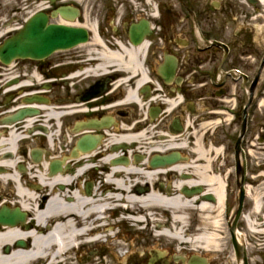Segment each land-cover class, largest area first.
Returning a JSON list of instances; mask_svg holds the SVG:
<instances>
[{"label": "flooded vegetation", "instance_id": "flooded-vegetation-1", "mask_svg": "<svg viewBox=\"0 0 264 264\" xmlns=\"http://www.w3.org/2000/svg\"><path fill=\"white\" fill-rule=\"evenodd\" d=\"M39 14L88 40L0 61V258L54 200L57 264H264V0H0V46Z\"/></svg>", "mask_w": 264, "mask_h": 264}, {"label": "bare ground", "instance_id": "bare-ground-1", "mask_svg": "<svg viewBox=\"0 0 264 264\" xmlns=\"http://www.w3.org/2000/svg\"><path fill=\"white\" fill-rule=\"evenodd\" d=\"M37 80H39V77ZM19 195L25 199L26 193L20 190ZM174 206L177 207V204ZM58 209L59 207L55 205L53 200L48 204L44 212L37 213L35 217V230L30 233H20L23 239L26 237L31 238L32 249L27 252H16L9 259H2L1 257L0 264L3 262H5V264H36L38 261H43V264H57V261L64 253H67L72 246L83 239V235L80 233L82 231V226L77 229V224L72 220L58 223L52 226L50 231L44 232L42 228L47 224L49 219L60 215ZM17 232L19 231L8 230L6 233L0 234V245L3 242L7 243L13 240V238L18 235Z\"/></svg>", "mask_w": 264, "mask_h": 264}, {"label": "water", "instance_id": "water-1", "mask_svg": "<svg viewBox=\"0 0 264 264\" xmlns=\"http://www.w3.org/2000/svg\"><path fill=\"white\" fill-rule=\"evenodd\" d=\"M32 20L20 36L8 43L0 51V57H8V64L13 58L44 59L58 49H68L86 41L85 32L76 34L64 27H47Z\"/></svg>", "mask_w": 264, "mask_h": 264}]
</instances>
